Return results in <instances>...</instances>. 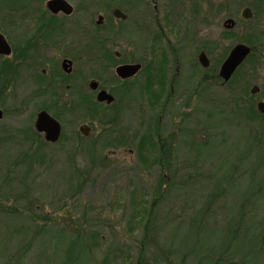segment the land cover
<instances>
[{
	"label": "rangeland",
	"instance_id": "obj_1",
	"mask_svg": "<svg viewBox=\"0 0 264 264\" xmlns=\"http://www.w3.org/2000/svg\"><path fill=\"white\" fill-rule=\"evenodd\" d=\"M46 1H33V6H38L40 2L45 7ZM69 1L74 8L79 6V16L83 14L85 19H91L94 23L95 48L106 47L143 65L148 62L158 66L165 64V72L171 77L178 73L173 91L175 97L172 95L165 99L164 94L170 92L168 87L161 97V106L156 108L162 107L163 100L167 103L171 100L172 103L164 105L162 112L153 109L146 100L147 95L141 94L140 85L145 77L141 73L132 79L134 86L129 96H122L117 107L100 110L98 120L87 115L78 104H75V110L66 111L71 102L64 97L58 102H54L49 95L32 98L36 87L25 81L24 72L18 80L1 70L0 248L7 250V264H48V259L60 262L69 245L67 234L76 236L79 231H93L102 238H97L100 247L94 250L91 264H101L107 250L113 256H118L113 264H136L137 241L142 236L143 228L139 222L143 218V200L151 201L154 197L162 171L159 166L143 163L136 143L145 133L159 127L167 146H171L168 152L171 157L170 171L166 180L172 186L168 188L158 210L157 249L154 247L147 251L145 262L176 264V256L168 252L172 261L167 259L165 251L168 249H163L172 245L173 240L169 236L171 230L184 234L187 228L184 221L190 219L193 209L196 211V200L205 199L208 186H211L210 176L222 177L228 167L236 165L239 176H243L232 189L238 197L252 192L258 177L264 176V118L252 120L246 110L236 114V107L229 105L232 100L228 101L233 92L215 78L224 53H228L237 42H243L239 38L244 34H261L260 39L264 43V13L249 20L242 17L243 9L252 7L254 0H215L211 10L208 0H114L111 4L104 0ZM223 3L226 6L219 10ZM115 8H121L128 18H115ZM99 14L104 15L100 28L96 24ZM229 17L239 24L229 30V33L235 34L232 36L223 33L228 31L223 22ZM17 23L20 26L16 29L4 23L1 30H23L22 22ZM111 27L118 33L111 32ZM202 50L211 60L207 69L199 62ZM51 51L47 56L55 57ZM99 52L95 51L96 57ZM256 59L255 72L252 76L248 74L246 80H249L250 91L254 85L260 86L258 94H252L253 105L258 109V103L264 101V45ZM117 64V59H114L112 67L107 68L106 76H116L114 69ZM102 66L96 59L91 68L97 72L102 70ZM249 67L250 63L245 68L247 72ZM77 68L80 71L82 65L79 64ZM102 76L99 74L98 77ZM202 76L214 77L215 80L211 78L209 85H201ZM112 87L118 92V87ZM77 88L80 91L91 90L88 81L85 84L78 82ZM54 89L61 93L66 90L61 84L54 86ZM238 92L240 88H235V95ZM187 102L189 105L184 107L182 104ZM41 104L50 106V113L59 116L63 133L57 142L37 150L35 145L29 147L31 141H25L28 134L23 130L28 126L35 127ZM201 107L220 111L208 118L209 123L218 125L216 129L209 130L203 124L202 120L208 116L203 110H198ZM85 124L92 127L88 136L80 132V127ZM186 126L195 132L182 133L181 129ZM208 133L212 136H207ZM207 139L214 142L211 155L194 160L197 152L188 150L191 145H187L186 140L193 141L195 145ZM105 144L107 147L102 148ZM15 159L20 160L19 168L24 165L20 170L30 186L26 189V195L17 200L13 193L6 199L9 186L4 184L5 175L9 171L11 175L15 173ZM197 177L201 182L196 180L192 183L196 188L185 184V181H194ZM223 181L221 187H228L229 181ZM80 182H84L82 190L77 189ZM203 182L207 185L200 186L199 183ZM70 188L77 192L74 198L69 197ZM137 210L140 211L138 215ZM221 218L220 215V221ZM178 224L183 227L176 230ZM42 226L52 229L53 233L45 235L43 239L38 235L29 250L25 248L13 256L23 243L19 239L23 234L19 232L26 231L25 239L29 240L30 235L35 236V230ZM60 230H65L67 234ZM41 244L47 247L45 257L48 259L38 257L44 249ZM80 245H77L75 252L80 251ZM3 253L0 251V264L6 261ZM82 257L87 260V256Z\"/></svg>",
	"mask_w": 264,
	"mask_h": 264
},
{
	"label": "trees",
	"instance_id": "obj_2",
	"mask_svg": "<svg viewBox=\"0 0 264 264\" xmlns=\"http://www.w3.org/2000/svg\"><path fill=\"white\" fill-rule=\"evenodd\" d=\"M104 1L111 4L114 0ZM29 2V0H0V29H3L2 25L4 23L15 24L20 21L18 18L22 17V15L25 14L24 10H26ZM214 2L215 0H208L210 10L214 8ZM224 5L226 6V4L223 3L218 9H223ZM252 9V11H254V17H257V14L259 13L263 14L264 0H254L252 3ZM47 13L50 14V12ZM238 25L239 24L237 22L236 26ZM229 32L231 31H225L223 33L228 34V36L235 35ZM260 35L261 34L251 33L244 34V36L239 38L240 41H243L251 46L252 50L247 56L246 60L236 70V73L233 74V77L229 82L225 84L222 78L218 76L215 77L223 82V85H225V87H228L233 92L234 95L228 98V101L231 102L232 100V104L229 105H234L236 107V114L241 113L243 110H246V114L252 120L264 118V113L258 111V109H255L253 105V95L249 90L250 83H248L249 80H246L248 74H251L250 76H252V73L255 72L254 65L257 60L256 57L259 54L261 47L264 45V43L261 42ZM227 55V53H224L220 62H222L227 57ZM249 63V72H247L245 68ZM165 67V64L156 66V64L153 62L146 63L143 67L145 77L143 78V83L140 85L141 94L147 95L146 100H148L153 109H157L159 110V112L163 111L162 109H164V105L172 103L171 100L168 103L163 100L162 107L156 108L157 106H161V97L166 90V81L164 78L166 73ZM211 78L212 77L202 76L200 78L201 85H205V83L209 85ZM212 79H214V77ZM243 80L244 82H242ZM122 83V80L117 78V80L112 84L115 85V87L119 88L118 92H116L112 87V90L116 92V102L113 104L115 105V107L120 104L122 96H129L131 89L134 86V84L129 81H126L125 85H122ZM214 83L219 84V82L215 81ZM203 87L208 88L209 86ZM235 88H240V92H238L237 95H235L234 93ZM200 90L204 89L200 88ZM169 94L170 96H174L171 90ZM242 103L243 106H241ZM78 105H81L80 107L87 114H94V111L96 112V109L94 108L91 101L81 102ZM182 105L185 107L189 104L187 102L185 104L183 103ZM74 107L75 104H71V106L67 107L65 110H73ZM39 108L45 109L46 111H48V113L51 111V107L45 104H41ZM201 108L198 110H200L201 112L204 111V113H206L208 116L206 117V120H202L204 121L203 124H206L205 126L209 130L216 129L218 125H212L211 123H209L208 118L213 117L215 113H220V111L216 109L209 110L205 107ZM53 115L56 118H59V116L55 115V113ZM23 131L28 134L25 137V141H31L29 147L35 145L36 149L40 150L43 148V146H47L50 144V142L45 139L44 135L37 131L36 127L28 126L25 127ZM181 131L185 134H193L195 132L194 129L188 128L187 126L186 128H182ZM208 135L212 136L209 133L207 134V136ZM186 144L191 145L188 150H196L197 154L192 157L195 158L194 160H198L199 157L205 159V155H211L210 150H212L211 148L214 142L213 139H207L193 145V141L189 142L186 140ZM105 147H107V144L102 146V148ZM139 148L140 151L138 153H140V158H142L143 163L147 164L148 166H159L162 169V171L160 172L159 181L156 185L154 197L151 201H146L143 198V201L145 202L144 206H142L143 215L141 216L143 218L139 221L142 224L143 228L142 236L137 241L138 253L136 257V264H146L145 258L147 251L154 247L157 249V246L155 244V235L159 232L157 216L158 210L161 206V203L165 199V194L169 191L168 188L172 186V183L166 180V176L169 175L170 171L169 161L171 157L170 155H168V152H170L171 146H167V143L163 138L161 128L155 127L154 130L143 135L139 142ZM203 151H205L204 155ZM24 157L26 158V155ZM19 161L20 160L15 159L14 175H11L10 171L5 175L4 184L9 186L6 190L8 191V194L5 195L6 199L11 193L15 194L16 200L22 198L26 195L27 187L30 188L28 183H26V180H24V173L20 170V168L24 165H21L19 168ZM236 168V165L230 168L228 167V171H224L222 177H219V175H216V177L210 176L209 181L211 182V186H208L209 190L208 192H206L205 199L200 201L196 200V211H194L193 209L190 219L184 221L187 222V228L184 234L180 235V233H178L177 231H172L170 228L171 234H169V236L173 240L171 241L172 245L168 246L169 248L163 249H168L167 251H165L167 259L172 261V259L168 255V252H171L172 254H174V256H176V264H264V176L258 177L257 185L253 188L252 192L245 193L242 196L238 197L232 189L234 187V184L243 176H239L238 170ZM222 179L229 181L228 187H221L224 182ZM196 180H199L198 182H201L197 177V179H195L194 181H185V184L191 186L192 188H196L197 186L195 184H192ZM11 182L12 186H10ZM199 185L204 186L207 184H204L203 182L199 183ZM83 187L84 182L78 183L77 189L82 190ZM187 193L190 194L188 189ZM68 194L69 197L74 198L77 192H75L74 188L73 190L72 188H70ZM198 202L200 204L199 207ZM139 213L140 211L137 210V215ZM220 215L222 216L221 221ZM181 227L183 226H180L179 224L175 226L176 230L181 229ZM35 231L37 234L35 236L30 235L29 240L25 239V234L27 233L26 231L19 232V234H23V236H19V239H21L20 242L22 241L23 243L18 248L17 253L15 252L13 256L21 253L25 248L26 250H29L31 245L33 246L32 243L34 242V238H36L38 235L41 236V239H43L45 235L53 233L52 229H45L44 226ZM60 231L67 234L65 230ZM97 234L93 231H79L76 236L67 234L70 241L69 245L64 251L65 256L60 262H55L45 257V251L47 250V247H44V244H41V247L44 249L41 250L42 252L39 251L41 253L38 257L48 259V264H91L90 259L95 252L94 250L100 247V243L97 238H102L101 236H99V234ZM206 239L208 240L207 242ZM79 243L81 244V249L77 253L75 251ZM0 251L4 252V258H6V261H4V263L7 264L8 254L6 248L4 247L3 250L2 248H0ZM162 254L164 253L162 252ZM82 256H87V260H84ZM117 258V255L113 256L112 253L107 250L105 255L103 256L101 264H113V260L116 261ZM122 261L123 263H125L124 259Z\"/></svg>",
	"mask_w": 264,
	"mask_h": 264
},
{
	"label": "flooded vegetation",
	"instance_id": "obj_3",
	"mask_svg": "<svg viewBox=\"0 0 264 264\" xmlns=\"http://www.w3.org/2000/svg\"><path fill=\"white\" fill-rule=\"evenodd\" d=\"M29 1V5L26 7V10H24L25 14H23L22 17L18 18L22 22L23 30H12L10 32L0 29V71H7L9 75L16 77V79L18 80L21 79V77L25 73V81L34 84V86L36 87L31 94L32 98L44 96L46 97L49 95L50 98L54 100V102H58L61 99L63 100L64 97L67 99L66 101L71 102V104H79L81 102L91 101L94 108L96 109V112L94 111V114L88 113L87 115L91 116L94 119H98L99 115L97 114L100 110L104 108L115 107V105L113 104L116 102V92L112 90L113 82H115L117 78L122 80V85H125L126 81L132 82V79H134L137 75H141V73H144V65L141 63L142 67L136 75L132 76L131 78L129 77L126 79H122L117 74L116 69L123 65H131L139 62L128 60L126 59V57H123L120 52H112L111 49H108L106 47H101L98 49L95 48L93 35L96 32V29L94 30V23L91 19H85L83 14L79 16V6H76L74 8V5L68 0V2L73 6V12L71 14H66L61 11L57 14H54L47 7L48 0L46 1L45 7H42L40 5V2L38 6H33V1L37 2V0ZM114 10L113 15L115 18H117V16L114 14ZM47 12H50V14ZM252 17H254V11ZM102 18L104 21V15ZM118 18L126 20L128 18V15L126 19H123L121 17ZM98 20L99 18L97 19L96 24L97 27L100 28L103 24V21L99 23ZM19 26L20 24L18 23L11 24V27H13V29H16ZM235 27L227 29L229 31L234 29ZM110 31L114 34L118 33V31H114V28L112 27ZM5 49H9L10 53H3L2 50ZM96 50L100 51L98 53L99 56L97 57L95 56ZM49 51L53 52L55 57L47 56V53ZM96 59L100 61V65L103 64L102 70H99L97 72H95L94 69L91 68L93 67ZM114 59H117L118 62L114 69L116 76L110 78L106 76L107 68H109V66L112 67V62L114 61ZM79 64L82 65V69L80 71H78L77 68ZM209 67L203 66V68L205 69ZM88 68H90L91 70ZM177 70L179 71V69ZM99 74H102L104 76L98 77ZM177 76L178 73L173 77H171V75L168 76V73H165L164 78L166 81V89L170 87L172 93L175 90L174 87L175 83L177 82ZM169 77L171 78V81L169 80ZM218 77L220 76L218 75ZM87 81L89 82L91 90L89 92L80 91L77 88V83L79 82L85 84ZM92 81L98 82V87L96 89H93L91 87ZM10 83L12 84L13 82L11 81ZM58 84H61L66 88V90H64L62 93L55 90L54 86H57ZM221 84H223V82H221ZM102 89H106L108 92L112 93L115 96V101L112 103L99 101L97 95L99 93L98 91ZM164 97L165 99H167L171 96L169 93H166L164 94ZM174 97L175 96H173V98ZM41 110L45 109H40L39 112ZM53 114L54 112L50 113V115L56 118ZM56 119L59 121V123H61L58 118ZM84 126L87 134L81 130L82 126L80 127V132L82 135L88 136L91 132L92 127L88 124H85ZM139 142L140 139L137 140L136 143L138 152L140 151Z\"/></svg>",
	"mask_w": 264,
	"mask_h": 264
},
{
	"label": "water",
	"instance_id": "obj_4",
	"mask_svg": "<svg viewBox=\"0 0 264 264\" xmlns=\"http://www.w3.org/2000/svg\"><path fill=\"white\" fill-rule=\"evenodd\" d=\"M47 7L49 10L57 14L59 12H64L66 14H71L73 12V6L68 2V0H48L47 1ZM114 14L117 17H121L123 19L127 18V14L122 11L120 8H116L114 10ZM242 15L245 19H250L253 16V11L250 6H246L243 11ZM103 15H99V20L98 22L101 23L103 21ZM236 20L232 17H229L225 20L224 25L226 28L231 29L235 27ZM251 46L246 44L245 42H237L230 52L228 53V56L226 59L223 61L220 67L219 71V76L224 80V83L229 82L231 78L233 77V74L236 73V70L238 67L245 61L247 56L251 52ZM3 53H10L9 49L2 50ZM207 53L205 51H201L199 54V61L202 66L204 67H209L210 66V59ZM142 67V64L140 63H135L131 65H123L118 67L117 74L122 78H131L132 76L136 75L140 68ZM91 87L93 89H96L98 87V82L92 81ZM260 91V86L254 85L253 88L251 89L252 94H258ZM97 98L99 101H105L108 103H112L115 101V96L108 92L106 89H102L98 91ZM258 109L264 113V101H260L258 103ZM2 116V111L0 110V117ZM36 121H35V127L38 132L43 133L44 137L47 141L49 142H56L60 138V134L62 133V125L59 123V121L54 118L48 111L46 110H41L38 112L36 115ZM81 130L87 134V131H85V126L81 127Z\"/></svg>",
	"mask_w": 264,
	"mask_h": 264
}]
</instances>
